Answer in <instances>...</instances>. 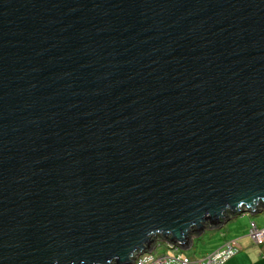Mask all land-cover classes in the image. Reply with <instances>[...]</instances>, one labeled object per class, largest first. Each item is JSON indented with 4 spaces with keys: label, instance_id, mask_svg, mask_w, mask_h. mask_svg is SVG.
Listing matches in <instances>:
<instances>
[{
    "label": "water",
    "instance_id": "water-1",
    "mask_svg": "<svg viewBox=\"0 0 264 264\" xmlns=\"http://www.w3.org/2000/svg\"><path fill=\"white\" fill-rule=\"evenodd\" d=\"M260 206L264 0H0V264H136Z\"/></svg>",
    "mask_w": 264,
    "mask_h": 264
},
{
    "label": "rangeland",
    "instance_id": "rangeland-1",
    "mask_svg": "<svg viewBox=\"0 0 264 264\" xmlns=\"http://www.w3.org/2000/svg\"><path fill=\"white\" fill-rule=\"evenodd\" d=\"M252 223H254L259 228H264V209H262L261 211L255 214L244 212V213H241L240 215L232 217L224 225L222 229L219 228L218 230H215V229L206 228L205 231L201 233H198V234L193 233L192 234V237H193L192 245L187 249L181 250V252L178 251L176 253L173 250H170L167 248L163 250H164V253L168 255L169 257H173L176 255H180V256L187 255L190 258L198 259L204 256L209 250L212 249L211 245L221 243L222 236H223L222 234H225L226 230L229 231V236H231L232 234H238V233L243 234L240 238H243L246 241H250L256 244L252 240V238H250L249 233H248L249 228ZM146 255L145 254L141 255V258L143 260L147 259L145 258Z\"/></svg>",
    "mask_w": 264,
    "mask_h": 264
},
{
    "label": "crops",
    "instance_id": "crops-1",
    "mask_svg": "<svg viewBox=\"0 0 264 264\" xmlns=\"http://www.w3.org/2000/svg\"><path fill=\"white\" fill-rule=\"evenodd\" d=\"M224 225L221 227V229L224 227ZM215 230H218V229H215ZM222 235L223 236H222L221 243L211 245L212 249L209 250L204 256H206L207 254H209L211 251L215 250L216 248L220 247L225 240L234 238L233 240L236 241V247L238 251L237 253H235V255L232 258H230L226 262V264H264V243L254 244L250 241H246L245 239L240 238L243 234H239V233L232 234L231 236H229V231L227 230L225 231V234H222ZM163 249L164 250L166 249V247L164 246V243L158 244L157 247L155 248V252L151 256H149V254L147 255L145 254L146 255L145 258L147 259L145 260L141 259L142 264H153L154 259L152 257L164 253ZM201 258H198V259L194 258V259L199 260Z\"/></svg>",
    "mask_w": 264,
    "mask_h": 264
},
{
    "label": "built area",
    "instance_id": "built-area-1",
    "mask_svg": "<svg viewBox=\"0 0 264 264\" xmlns=\"http://www.w3.org/2000/svg\"><path fill=\"white\" fill-rule=\"evenodd\" d=\"M249 236L252 238V240L256 244H262L264 243V228L257 227L254 223L251 224L249 228ZM168 249H171L173 251H177L179 249L178 246H174L172 244H167L166 246ZM236 241L231 240L228 243H226L223 247L216 249L211 254H209L205 262L202 263V260L200 261H191L187 257H169L166 256H159L158 258H155L153 260V264H168V260L173 259L176 264H223L228 260L236 250ZM139 260V261H138ZM136 261V264H142V261L138 259Z\"/></svg>",
    "mask_w": 264,
    "mask_h": 264
},
{
    "label": "trees",
    "instance_id": "trees-1",
    "mask_svg": "<svg viewBox=\"0 0 264 264\" xmlns=\"http://www.w3.org/2000/svg\"><path fill=\"white\" fill-rule=\"evenodd\" d=\"M260 208V210H262V209H264L263 208V206H260L259 207ZM262 208V209H261ZM229 217L230 218H232L233 216H231V215H229ZM209 227V226H208ZM231 240H233V239H227V240H225L224 242H223V244L220 246V247H218V248H221V247H223L226 243H228L229 241H231ZM193 241V240H192ZM157 244H160V242H157ZM161 244H163V243H161ZM165 247H166V245H164ZM167 248V247H166ZM218 248H216V249H218ZM237 248V247H236ZM168 249V248H167ZM215 249V250H216ZM171 250V249H170ZM181 250L182 249H178L177 251H174V252H181ZM215 250H213V251H215ZM213 251H211L209 254H211ZM237 251H238V249H236L235 251H234V253H233V255L230 257V258H232L234 255H235V253H237ZM155 252V250L152 252V253H150L149 254V256H151L153 253ZM209 254H207L206 256H204V257H202L201 259H199L198 261H200V260H202V263H204L205 262V259H206V257L209 255ZM159 256H166V254L165 253H162V254H159V255H157V256H154V257H152L153 259H155V258H158ZM177 256H179L180 258L182 257H187L189 260H191V261H196V259H194V258H190V257H188L187 255H176V256H173V257H177ZM229 258V259H230ZM140 260L142 259L141 257L139 258ZM228 259V260H229ZM228 260H226V262L228 261ZM139 261V260H138ZM226 262L225 263H223V264H226ZM168 264H176V262L173 260V259H171L170 258V260H168Z\"/></svg>",
    "mask_w": 264,
    "mask_h": 264
},
{
    "label": "clouds",
    "instance_id": "clouds-1",
    "mask_svg": "<svg viewBox=\"0 0 264 264\" xmlns=\"http://www.w3.org/2000/svg\"><path fill=\"white\" fill-rule=\"evenodd\" d=\"M239 215H240V214H239ZM140 257H141V256H140ZM140 257H139V258H140ZM139 258H138V259H139ZM138 259H137V260H138ZM137 260H136V261H137Z\"/></svg>",
    "mask_w": 264,
    "mask_h": 264
}]
</instances>
